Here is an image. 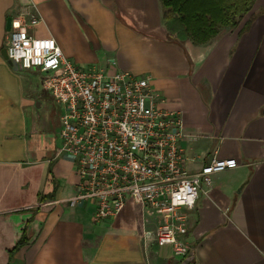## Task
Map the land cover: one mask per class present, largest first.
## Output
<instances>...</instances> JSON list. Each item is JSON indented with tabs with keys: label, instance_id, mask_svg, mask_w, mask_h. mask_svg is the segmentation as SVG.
Returning <instances> with one entry per match:
<instances>
[{
	"label": "crops",
	"instance_id": "0c3cea01",
	"mask_svg": "<svg viewBox=\"0 0 264 264\" xmlns=\"http://www.w3.org/2000/svg\"><path fill=\"white\" fill-rule=\"evenodd\" d=\"M22 7L39 12L36 34L54 37L79 66L151 73L163 105L182 113L190 169L214 155L238 159L186 209L194 246L188 264H264V0L203 44L167 29L161 0H0V264L186 259L174 257L170 245L146 248L143 229L158 224L153 210L131 200L117 218L96 222L94 204L76 199V160L57 155L61 111L55 118L43 108L39 88L55 97L26 74L39 69H16L3 53L7 19ZM119 55L149 63H116ZM55 185L54 198L39 202ZM28 220V242L11 256Z\"/></svg>",
	"mask_w": 264,
	"mask_h": 264
},
{
	"label": "built area",
	"instance_id": "2783aa9c",
	"mask_svg": "<svg viewBox=\"0 0 264 264\" xmlns=\"http://www.w3.org/2000/svg\"><path fill=\"white\" fill-rule=\"evenodd\" d=\"M40 19L28 7L11 15L6 52L20 68L39 69L44 87L61 105L57 155L76 160V199L94 204L96 222L117 218L131 200L149 208L158 224L143 229L146 248L170 245L174 257L193 255L186 209L195 207L216 173L237 167L238 159L214 155L190 169L182 113L163 105L153 75L79 66L54 37L36 34Z\"/></svg>",
	"mask_w": 264,
	"mask_h": 264
},
{
	"label": "trees",
	"instance_id": "16d2710c",
	"mask_svg": "<svg viewBox=\"0 0 264 264\" xmlns=\"http://www.w3.org/2000/svg\"><path fill=\"white\" fill-rule=\"evenodd\" d=\"M161 3L165 25L172 34L180 41L191 39L195 44H203L214 38L221 27H236L251 11L255 0H161ZM253 19L254 16H251L245 27H248ZM55 189L56 185L51 193H40L39 202L53 199ZM28 222L29 220L11 251V256L28 242Z\"/></svg>",
	"mask_w": 264,
	"mask_h": 264
},
{
	"label": "rangeland",
	"instance_id": "374dc122",
	"mask_svg": "<svg viewBox=\"0 0 264 264\" xmlns=\"http://www.w3.org/2000/svg\"><path fill=\"white\" fill-rule=\"evenodd\" d=\"M8 41H9V33H8V36H7L6 40H5V43H8ZM120 60H123L124 64H128L130 66L132 65V63H135V64H137L139 66L141 64H148L149 63L145 59H141V58L140 59L138 58V59H136L133 62L131 57H126V56L122 57V55H119L118 60L116 59V63H118ZM95 65H98V64H95ZM116 70H124L125 71L126 69H116ZM145 73H149V72H145ZM26 74H28V76L31 75V78H32V80L34 82L38 83L40 86L42 85V81H43V78H44V76L42 75L43 73L41 74L38 71H27ZM134 74H138V73H134ZM139 74H142V73H139ZM163 76H164V78H166V75H163ZM39 91H42V95H43V98H42L43 108L44 107L49 108L48 110L52 111L54 113L53 115H55V118H56L57 114L60 111L62 112V108L60 109L61 106L58 104V102L46 90H44L43 88L40 87Z\"/></svg>",
	"mask_w": 264,
	"mask_h": 264
},
{
	"label": "water",
	"instance_id": "95a60500",
	"mask_svg": "<svg viewBox=\"0 0 264 264\" xmlns=\"http://www.w3.org/2000/svg\"><path fill=\"white\" fill-rule=\"evenodd\" d=\"M10 27H11V16H9L8 19H7V29L9 30ZM3 53H4V55L6 57H8L7 52H6V48H4ZM10 62L14 65V68H16V69L19 68V66L17 65V63H15L13 60H10ZM193 258H194V256L191 255V256L187 257L185 260H183V262L181 264H188V262L190 260H192Z\"/></svg>",
	"mask_w": 264,
	"mask_h": 264
}]
</instances>
